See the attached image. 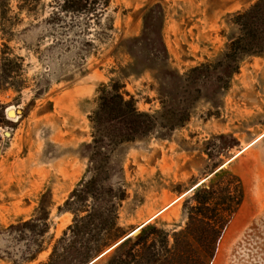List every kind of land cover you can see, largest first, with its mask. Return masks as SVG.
Instances as JSON below:
<instances>
[{
  "label": "rangeland",
  "instance_id": "1",
  "mask_svg": "<svg viewBox=\"0 0 264 264\" xmlns=\"http://www.w3.org/2000/svg\"><path fill=\"white\" fill-rule=\"evenodd\" d=\"M53 1L0 0V264H47L72 224L59 208L88 171L91 117L113 82L162 123L191 112L182 127L113 154L112 182L129 194L123 240L148 224L184 230L199 183L236 191L240 179L242 204L209 264H264V55L246 58L226 90L166 79L217 61L233 16L257 0H112L89 32L51 24ZM27 222L49 229L41 236L47 226Z\"/></svg>",
  "mask_w": 264,
  "mask_h": 264
},
{
  "label": "trees",
  "instance_id": "2",
  "mask_svg": "<svg viewBox=\"0 0 264 264\" xmlns=\"http://www.w3.org/2000/svg\"><path fill=\"white\" fill-rule=\"evenodd\" d=\"M33 1L38 0H27V5ZM111 5L112 0H54L49 22L70 26L79 23L84 32H89L92 26L101 24ZM232 25L234 33L217 61L201 64L184 76H166L167 81L175 84V79L182 80L185 86L212 83L219 89H228L246 58L264 55V0L237 12ZM165 53L166 61L169 56ZM158 55L160 60L163 54ZM99 93L98 108L91 117L93 142L88 171L59 208L70 212L73 222L54 244L47 264H209L223 231L242 204L241 180L236 191L222 180L209 188L203 184L196 187L188 201L195 204L188 206L184 230L171 234L156 224H148L137 236L123 240L128 231L120 224V210L129 194L122 182H112L113 154L121 145L148 138L159 128L174 131L182 127L190 120L191 112L186 108L180 114L174 109L168 122L162 123L158 116L142 112L120 82L103 86ZM26 224L47 226L43 222ZM48 229H41L40 235ZM41 247L37 253L43 251Z\"/></svg>",
  "mask_w": 264,
  "mask_h": 264
},
{
  "label": "water",
  "instance_id": "3",
  "mask_svg": "<svg viewBox=\"0 0 264 264\" xmlns=\"http://www.w3.org/2000/svg\"><path fill=\"white\" fill-rule=\"evenodd\" d=\"M11 113H12V112H9V115H11ZM21 113H22L21 110H18V111L16 112V114H21ZM14 114H15V111H14ZM8 135H10V134H8ZM138 229H139V228H137L136 230H134L133 233H132V235H136V234H138V233L140 232V230H141V229H139V230H138Z\"/></svg>",
  "mask_w": 264,
  "mask_h": 264
},
{
  "label": "bare ground",
  "instance_id": "4",
  "mask_svg": "<svg viewBox=\"0 0 264 264\" xmlns=\"http://www.w3.org/2000/svg\"><path fill=\"white\" fill-rule=\"evenodd\" d=\"M16 118H17V117H16ZM258 140H259V139H258ZM255 141H257V140H255ZM254 143H255V142H254ZM200 184H201V183H199L197 186H199ZM197 186H196V187H197ZM196 187H195V188H196ZM167 207H168V206H167ZM165 208H166V207H165ZM166 209H167V208H166ZM163 210H164V209H163ZM161 213H162V212H161ZM157 214H158V213H157ZM158 215H159V214H158ZM155 217H157V216L155 215ZM146 224H147V223H146ZM143 226H144V225H143ZM140 228H142V226L139 227V229H140ZM139 229H138V230H139Z\"/></svg>",
  "mask_w": 264,
  "mask_h": 264
},
{
  "label": "built area",
  "instance_id": "5",
  "mask_svg": "<svg viewBox=\"0 0 264 264\" xmlns=\"http://www.w3.org/2000/svg\"><path fill=\"white\" fill-rule=\"evenodd\" d=\"M0 128H1V124H0Z\"/></svg>",
  "mask_w": 264,
  "mask_h": 264
}]
</instances>
